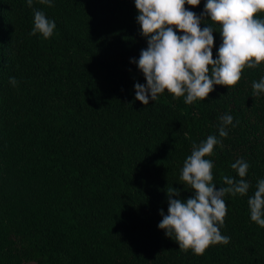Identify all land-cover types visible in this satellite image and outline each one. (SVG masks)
Returning a JSON list of instances; mask_svg holds the SVG:
<instances>
[{
    "label": "trees",
    "instance_id": "trees-1",
    "mask_svg": "<svg viewBox=\"0 0 264 264\" xmlns=\"http://www.w3.org/2000/svg\"><path fill=\"white\" fill-rule=\"evenodd\" d=\"M206 2L186 8L200 16ZM51 4L0 0V264H264V228L248 205L264 179V93L252 88L264 64L204 101L166 90L145 106L135 98L146 79L132 61L147 40L134 0ZM34 10L55 21L52 37L30 35ZM212 26L215 59L222 36ZM224 115L233 123L220 137ZM209 135L222 142L206 157L213 183L240 179L231 164L243 159L250 189L224 197L230 242L198 256L158 225L167 188L194 195L181 170Z\"/></svg>",
    "mask_w": 264,
    "mask_h": 264
},
{
    "label": "clouds",
    "instance_id": "clouds-1",
    "mask_svg": "<svg viewBox=\"0 0 264 264\" xmlns=\"http://www.w3.org/2000/svg\"><path fill=\"white\" fill-rule=\"evenodd\" d=\"M52 6L51 0H39ZM138 10L137 21L147 48L141 51L139 60H133L146 79V85L136 83V100L143 105L156 101L160 94H172L175 98L185 97L186 104L204 101L220 85L232 88L241 80L245 68H257L264 64V0H207L204 12L198 16L186 5L196 8L201 0H134ZM29 8L33 0H27ZM33 29L48 39L56 29L55 21L49 20L39 10L33 12ZM210 18V20H208ZM211 22V23H209ZM202 24H206L203 28ZM219 25L222 44L214 59V36L212 25ZM179 30V35L177 34ZM17 84L15 78L9 81ZM253 95L264 93V78L253 82ZM223 126L220 137H227V125L233 123L231 115L221 117ZM222 142L209 135L199 145L193 144L191 155L183 164L181 181L194 193L186 200L174 198L181 193L176 188H167L168 214L163 210L158 227L169 238L175 237L179 250L191 249L198 256L204 255L212 245L228 244L230 237L222 235L227 215L224 200L226 194L246 196L250 189L245 177L249 164L243 159L231 164L240 179L222 175L226 187L213 183L211 157L215 146ZM250 218L264 228V179L258 181L254 194L249 197Z\"/></svg>",
    "mask_w": 264,
    "mask_h": 264
}]
</instances>
